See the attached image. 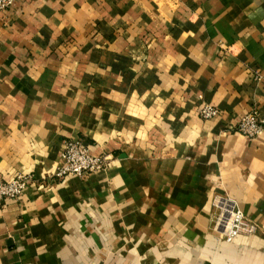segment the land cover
<instances>
[{"label":"crops","instance_id":"crops-1","mask_svg":"<svg viewBox=\"0 0 264 264\" xmlns=\"http://www.w3.org/2000/svg\"><path fill=\"white\" fill-rule=\"evenodd\" d=\"M220 110L204 119V103ZM264 0H18L0 20V264H264ZM109 155L55 177L67 139ZM226 196L263 227L212 231Z\"/></svg>","mask_w":264,"mask_h":264},{"label":"built area","instance_id":"built-area-1","mask_svg":"<svg viewBox=\"0 0 264 264\" xmlns=\"http://www.w3.org/2000/svg\"><path fill=\"white\" fill-rule=\"evenodd\" d=\"M17 1L0 0V20ZM219 114L220 110L207 102L199 111V115L204 119H213ZM236 131L247 138H257L264 132V119L254 108L243 115ZM63 158L64 164L54 174L55 177L62 180L105 169L111 162L109 155L95 154L86 141L72 138L67 139L64 143ZM30 179L29 173L21 172L10 178L0 177V206L7 200H19ZM213 206L216 211L212 230L222 238L231 241L240 235L252 236L263 232L261 226L249 218L229 197L216 196Z\"/></svg>","mask_w":264,"mask_h":264},{"label":"rangeland","instance_id":"rangeland-1","mask_svg":"<svg viewBox=\"0 0 264 264\" xmlns=\"http://www.w3.org/2000/svg\"><path fill=\"white\" fill-rule=\"evenodd\" d=\"M261 228L263 229V227L261 226ZM213 231V230H212ZM214 232V231H213ZM257 235H261V234H257ZM257 235H253V236H257ZM244 236H249V235H244ZM222 238V237H221ZM222 239H224V238H222ZM225 241H227V242H232V241H234V239L233 240H231V241H228V240H226V239H224Z\"/></svg>","mask_w":264,"mask_h":264}]
</instances>
